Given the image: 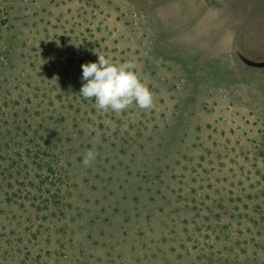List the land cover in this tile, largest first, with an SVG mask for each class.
Returning a JSON list of instances; mask_svg holds the SVG:
<instances>
[{"label":"rangeland","instance_id":"374dc122","mask_svg":"<svg viewBox=\"0 0 264 264\" xmlns=\"http://www.w3.org/2000/svg\"><path fill=\"white\" fill-rule=\"evenodd\" d=\"M236 49L264 60V0H0V264H264V69ZM96 54L153 107L79 96Z\"/></svg>","mask_w":264,"mask_h":264},{"label":"clouds","instance_id":"9594fccd","mask_svg":"<svg viewBox=\"0 0 264 264\" xmlns=\"http://www.w3.org/2000/svg\"><path fill=\"white\" fill-rule=\"evenodd\" d=\"M135 68L132 61L116 62L110 57L97 55L95 62L81 64L83 83L78 95L93 100L101 112L111 110L119 115L133 104L139 109H151L153 94ZM96 155L93 150L86 151L82 165L90 166Z\"/></svg>","mask_w":264,"mask_h":264},{"label":"water","instance_id":"95a60500","mask_svg":"<svg viewBox=\"0 0 264 264\" xmlns=\"http://www.w3.org/2000/svg\"><path fill=\"white\" fill-rule=\"evenodd\" d=\"M240 59L242 60V62L250 67H264V62L261 63H257V62H252L246 58H244L243 56L239 55Z\"/></svg>","mask_w":264,"mask_h":264},{"label":"crops","instance_id":"0c3cea01","mask_svg":"<svg viewBox=\"0 0 264 264\" xmlns=\"http://www.w3.org/2000/svg\"><path fill=\"white\" fill-rule=\"evenodd\" d=\"M236 50H237V49H236ZM236 53H237V56L241 55V56H243L244 58H246V59H248V60H250V61H252V62H257V63L264 62V60H254V59L248 58V57H246V56H245L241 51H239V50H237ZM247 66H248V65H247ZM248 67L251 68V69H254L255 71H257V70H263V69H264V67H250V66H248ZM257 72H259V71H257Z\"/></svg>","mask_w":264,"mask_h":264}]
</instances>
